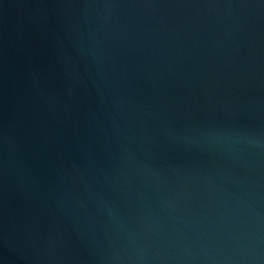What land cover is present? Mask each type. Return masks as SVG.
Segmentation results:
<instances>
[{"label": "water", "instance_id": "water-1", "mask_svg": "<svg viewBox=\"0 0 264 264\" xmlns=\"http://www.w3.org/2000/svg\"><path fill=\"white\" fill-rule=\"evenodd\" d=\"M0 264H264V0H0Z\"/></svg>", "mask_w": 264, "mask_h": 264}]
</instances>
